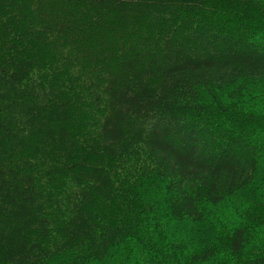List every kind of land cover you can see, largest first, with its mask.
Here are the masks:
<instances>
[{
    "label": "trees",
    "instance_id": "trees-1",
    "mask_svg": "<svg viewBox=\"0 0 264 264\" xmlns=\"http://www.w3.org/2000/svg\"><path fill=\"white\" fill-rule=\"evenodd\" d=\"M259 81L264 0H0V264H264Z\"/></svg>",
    "mask_w": 264,
    "mask_h": 264
},
{
    "label": "rangeland",
    "instance_id": "rangeland-1",
    "mask_svg": "<svg viewBox=\"0 0 264 264\" xmlns=\"http://www.w3.org/2000/svg\"><path fill=\"white\" fill-rule=\"evenodd\" d=\"M262 86H264L262 81H259L257 84H251L250 85L251 88H256V89H259ZM263 98H264V96L262 95L260 97V99H263ZM257 131L258 130H255L254 143H259L262 140H264V135L257 133ZM263 173H264V168H262L259 171V173H258L259 176L251 184H249L245 188L239 190L238 193L233 195L229 200H226V202L221 203L218 207L212 208L211 212L217 213L220 216H225L226 217V224L234 222L235 217L233 216L231 205L233 204V202H236L237 200L244 202L246 205V203L253 200L255 197L260 196V194H263L264 193V174ZM220 210H222L223 214L220 213ZM208 223L209 222H207V224ZM200 228H201V226L199 224H194L193 227H190L189 229L185 230L184 232L188 235V234L197 232ZM257 228L258 227L254 228V231ZM262 229H264V228H262ZM208 231L211 232V236L212 235L215 236V233L213 231H211V230H208ZM260 233H261V230L255 231V234H260ZM208 238H210L209 235H207L204 231L201 241H205ZM56 258H54L55 260L52 259L53 263L56 261Z\"/></svg>",
    "mask_w": 264,
    "mask_h": 264
},
{
    "label": "bare ground",
    "instance_id": "bare-ground-1",
    "mask_svg": "<svg viewBox=\"0 0 264 264\" xmlns=\"http://www.w3.org/2000/svg\"><path fill=\"white\" fill-rule=\"evenodd\" d=\"M45 59V58H44ZM46 61V60H45ZM45 61H43L44 63H45ZM50 62V61H49ZM86 68V67H85ZM88 68V67H87ZM83 70H85V69H83ZM214 82V81H213ZM215 85V84H214ZM193 109V108H192ZM198 110V109H197ZM202 124V123H201ZM211 124H212V122H211ZM155 133L157 134L158 132L157 131H155ZM138 141V140H137ZM147 143V142H146ZM140 144V143H139ZM131 146V145H130ZM144 146V145H143ZM141 150V149H140ZM143 152V151H142ZM133 181V180H132ZM134 182V181H133ZM174 184V183H173ZM174 188V187H173ZM188 189V188H187ZM180 193H181V191H180ZM187 193V192H186ZM150 208V207H149ZM229 211V210H228ZM181 254V253H180Z\"/></svg>",
    "mask_w": 264,
    "mask_h": 264
}]
</instances>
